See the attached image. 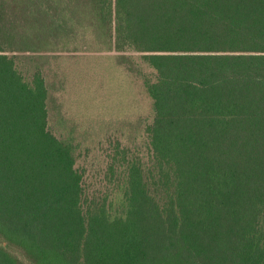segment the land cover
Masks as SVG:
<instances>
[{
	"label": "trees",
	"instance_id": "obj_1",
	"mask_svg": "<svg viewBox=\"0 0 264 264\" xmlns=\"http://www.w3.org/2000/svg\"><path fill=\"white\" fill-rule=\"evenodd\" d=\"M86 49L153 112L92 190L45 75ZM0 264H264V0H0Z\"/></svg>",
	"mask_w": 264,
	"mask_h": 264
},
{
	"label": "rangeland",
	"instance_id": "obj_2",
	"mask_svg": "<svg viewBox=\"0 0 264 264\" xmlns=\"http://www.w3.org/2000/svg\"><path fill=\"white\" fill-rule=\"evenodd\" d=\"M115 54L87 49L65 52L53 60L56 65L51 67L56 72L45 69L48 80L56 78V84L59 78L63 80L64 89L56 94L57 103L52 110H58L61 104V112L70 124L78 125L74 132L81 145L77 165L85 170L90 190L91 181L97 185L104 181L107 155L117 141L144 154L147 139L142 128L153 116L152 100L142 80L143 75L150 73L148 66L137 64L142 69L139 76L119 65ZM133 54L134 60L140 61ZM53 117L51 113L50 128L58 135L60 131L56 130ZM136 119L142 120L141 127L135 125Z\"/></svg>",
	"mask_w": 264,
	"mask_h": 264
}]
</instances>
